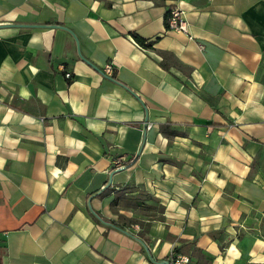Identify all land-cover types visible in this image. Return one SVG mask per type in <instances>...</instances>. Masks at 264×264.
Masks as SVG:
<instances>
[{
    "label": "crops",
    "instance_id": "0c3cea01",
    "mask_svg": "<svg viewBox=\"0 0 264 264\" xmlns=\"http://www.w3.org/2000/svg\"><path fill=\"white\" fill-rule=\"evenodd\" d=\"M173 252L264 264V0H0V264Z\"/></svg>",
    "mask_w": 264,
    "mask_h": 264
},
{
    "label": "built area",
    "instance_id": "2783aa9c",
    "mask_svg": "<svg viewBox=\"0 0 264 264\" xmlns=\"http://www.w3.org/2000/svg\"><path fill=\"white\" fill-rule=\"evenodd\" d=\"M165 26L168 30L180 31L183 33L188 32V23L185 18L184 10L179 6L171 7L167 10L165 15ZM105 74H111V66L109 64L105 65L103 68ZM65 77L70 78L71 73L65 72ZM115 167H119V161L114 162ZM160 264H193L190 257L184 253H171L168 260Z\"/></svg>",
    "mask_w": 264,
    "mask_h": 264
},
{
    "label": "water",
    "instance_id": "95a60500",
    "mask_svg": "<svg viewBox=\"0 0 264 264\" xmlns=\"http://www.w3.org/2000/svg\"><path fill=\"white\" fill-rule=\"evenodd\" d=\"M86 62H88L87 60H86ZM91 64V63H90ZM92 66H94V65H92ZM95 67V66H94ZM96 69H97V67H95ZM92 213H93V215H95L97 218H99V216L95 213V212H93L92 211Z\"/></svg>",
    "mask_w": 264,
    "mask_h": 264
},
{
    "label": "trees",
    "instance_id": "16d2710c",
    "mask_svg": "<svg viewBox=\"0 0 264 264\" xmlns=\"http://www.w3.org/2000/svg\"><path fill=\"white\" fill-rule=\"evenodd\" d=\"M106 190V189H105ZM105 190H102V192L100 194H102Z\"/></svg>",
    "mask_w": 264,
    "mask_h": 264
}]
</instances>
